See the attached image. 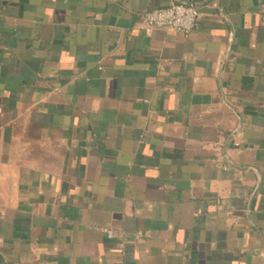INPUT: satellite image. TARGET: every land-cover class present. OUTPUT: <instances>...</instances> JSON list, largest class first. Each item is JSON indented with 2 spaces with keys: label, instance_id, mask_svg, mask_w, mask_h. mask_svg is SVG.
Listing matches in <instances>:
<instances>
[{
  "label": "crops",
  "instance_id": "1",
  "mask_svg": "<svg viewBox=\"0 0 264 264\" xmlns=\"http://www.w3.org/2000/svg\"><path fill=\"white\" fill-rule=\"evenodd\" d=\"M179 1L0 0V264H264L263 0Z\"/></svg>",
  "mask_w": 264,
  "mask_h": 264
},
{
  "label": "built area",
  "instance_id": "2",
  "mask_svg": "<svg viewBox=\"0 0 264 264\" xmlns=\"http://www.w3.org/2000/svg\"><path fill=\"white\" fill-rule=\"evenodd\" d=\"M259 17L264 21V0L259 7ZM200 11L194 3H183L179 0H168L167 4L145 11L142 15L144 27H160L175 31L190 33L198 27ZM108 237L114 236V231L105 229Z\"/></svg>",
  "mask_w": 264,
  "mask_h": 264
}]
</instances>
